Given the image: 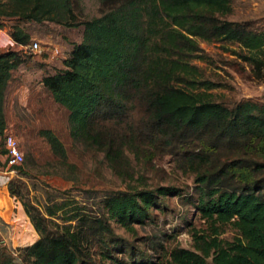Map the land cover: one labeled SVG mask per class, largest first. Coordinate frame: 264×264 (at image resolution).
<instances>
[{
  "label": "trees",
  "instance_id": "obj_1",
  "mask_svg": "<svg viewBox=\"0 0 264 264\" xmlns=\"http://www.w3.org/2000/svg\"><path fill=\"white\" fill-rule=\"evenodd\" d=\"M97 2L99 16L77 24L81 41L72 44L63 67L40 83L67 111L71 139L100 151L120 178L132 177L127 154L143 161L169 155L176 169L192 174L194 208L205 227L190 232L191 249L174 245L156 260L125 262L111 256L108 243L119 241L109 240L106 219L133 231L158 197L178 193L173 186L126 185L103 199L106 218L89 216L77 204L51 202L40 210L22 202L37 234L17 248L22 260L95 264L96 255V264H264V92L259 101L231 106L212 101L206 92L212 85L198 80L189 63L202 57L200 40L235 43L247 51L244 60L262 68L256 54L264 33L220 19L229 12V0ZM69 5L70 0H0V29L6 19L56 22L58 10L70 16ZM9 36L15 45L30 42L18 24L10 26ZM23 61L15 50L0 52V152L6 82ZM9 183V196H16ZM57 211L61 224L52 220ZM226 225L235 231L230 240L219 238ZM0 264H17L4 247Z\"/></svg>",
  "mask_w": 264,
  "mask_h": 264
},
{
  "label": "rangeland",
  "instance_id": "obj_2",
  "mask_svg": "<svg viewBox=\"0 0 264 264\" xmlns=\"http://www.w3.org/2000/svg\"><path fill=\"white\" fill-rule=\"evenodd\" d=\"M69 6V18L58 10L56 22L6 19L1 28L9 33L10 26L18 24L29 34V44L36 42L39 47L32 51L28 45L0 46V52L15 50L24 59L10 71L4 90L2 136L10 134L16 139L23 161L9 177V184L16 189L17 195L9 196L7 183L0 185V198L5 197L0 201V213L5 219L15 218V221L0 225L4 226L1 227L4 232H0V248L9 250L17 264H30L22 260L17 249L37 239L23 212L22 202L40 210L51 202L70 203L69 207L77 204L89 216L106 218L103 199L125 190L126 185H134L173 186L178 193L158 197L144 223L133 225V231L106 219L112 229L109 240L119 241L116 245L108 243L111 256L125 262H143L156 260L174 245L191 249L190 232L205 227L194 208L197 194L192 174L176 169L169 155L143 161L127 154L132 177L120 178L107 166L100 151L71 139L67 111L53 102L41 85V77L61 69L62 60L72 44L81 41L82 27L77 24L99 16L97 0H70ZM229 8L220 19L264 33V0H229ZM67 22L72 25H66ZM198 45L202 57L191 59L189 63L196 67L198 80L212 85L206 90L212 101L231 106L244 99L261 100L264 67L258 69L244 60L241 56L248 55L246 50L235 43L198 40ZM256 55L264 61V46ZM61 217V212L57 211L52 220L61 224ZM234 234L235 231L226 225L219 238L230 240ZM92 250L97 253L100 249L94 245ZM93 262H98V256L94 255Z\"/></svg>",
  "mask_w": 264,
  "mask_h": 264
},
{
  "label": "built area",
  "instance_id": "obj_3",
  "mask_svg": "<svg viewBox=\"0 0 264 264\" xmlns=\"http://www.w3.org/2000/svg\"><path fill=\"white\" fill-rule=\"evenodd\" d=\"M38 47L36 42L28 44V48L32 51H36ZM1 148L3 152H0V159L3 170L0 171V185L2 186L8 183L9 177L14 173L15 168L21 165L23 157L19 150L18 142L10 134L3 135Z\"/></svg>",
  "mask_w": 264,
  "mask_h": 264
},
{
  "label": "crops",
  "instance_id": "obj_4",
  "mask_svg": "<svg viewBox=\"0 0 264 264\" xmlns=\"http://www.w3.org/2000/svg\"><path fill=\"white\" fill-rule=\"evenodd\" d=\"M5 45H13V42L10 39L9 33L4 31L3 29H0V46H5ZM24 212V211H23ZM18 213V212H17ZM14 218H9L5 219L0 215V225H6L10 221H12ZM4 226H0V232H4V229L1 228ZM32 227V226H31ZM34 231V230H33ZM35 232V231H34ZM2 240H5L4 237H1Z\"/></svg>",
  "mask_w": 264,
  "mask_h": 264
}]
</instances>
